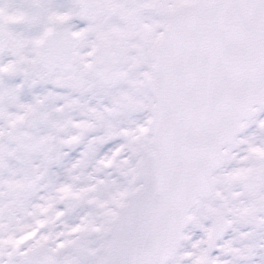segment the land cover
I'll return each instance as SVG.
<instances>
[{"label":"snow or ice","instance_id":"obj_1","mask_svg":"<svg viewBox=\"0 0 264 264\" xmlns=\"http://www.w3.org/2000/svg\"><path fill=\"white\" fill-rule=\"evenodd\" d=\"M0 264H264V0H2Z\"/></svg>","mask_w":264,"mask_h":264},{"label":"flooded vegetation","instance_id":"obj_2","mask_svg":"<svg viewBox=\"0 0 264 264\" xmlns=\"http://www.w3.org/2000/svg\"><path fill=\"white\" fill-rule=\"evenodd\" d=\"M0 2H2V0H0Z\"/></svg>","mask_w":264,"mask_h":264}]
</instances>
